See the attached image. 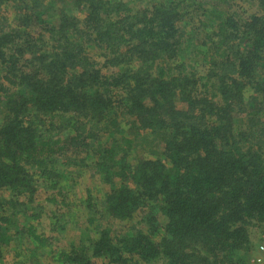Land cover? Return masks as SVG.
<instances>
[{"label": "trees", "instance_id": "trees-1", "mask_svg": "<svg viewBox=\"0 0 264 264\" xmlns=\"http://www.w3.org/2000/svg\"><path fill=\"white\" fill-rule=\"evenodd\" d=\"M211 1L219 31L199 77L179 62L183 0L137 13L110 0H18L14 25L0 13V191L34 199L39 181L55 190V156L92 147V167L111 186L106 215L122 222L146 216L127 234L102 227L84 246L62 252L63 264H248L250 226L264 224V0ZM238 2L257 12L232 11ZM88 47L102 50V64ZM115 68L122 71L103 73ZM32 114L73 119V134L54 148ZM121 119L133 139L121 133ZM140 131L162 135L164 160L129 159ZM101 134L112 146H91ZM10 206L0 200V260L21 230ZM156 208L165 219L159 227ZM59 223L53 230L65 229ZM29 227L46 247L49 239Z\"/></svg>", "mask_w": 264, "mask_h": 264}, {"label": "rangeland", "instance_id": "rangeland-1", "mask_svg": "<svg viewBox=\"0 0 264 264\" xmlns=\"http://www.w3.org/2000/svg\"><path fill=\"white\" fill-rule=\"evenodd\" d=\"M110 1L113 3L124 2L134 13L151 9L153 5L162 2H171V0ZM17 2L18 0H8L0 11L13 25L17 23L15 21ZM183 2L185 4L182 6V13L185 15L183 22L179 26L182 30L184 44L183 52L179 56V62H184L188 72L199 77L207 72V56L210 54L213 44L216 43L214 34L219 31L220 17L218 16V11L216 13V9L213 8V1L211 0H183ZM56 6L58 8L65 7L66 9L62 10L69 15L74 14V16L76 15L81 19L85 16L83 12L77 13L71 9L68 3H60L56 4ZM56 6L55 9L57 8ZM233 6L232 11H237L242 16L257 12V8L252 3L238 2ZM221 10L224 11V8H221ZM224 13H227L226 7ZM50 15L49 19L53 26H58L60 21L56 12L52 11ZM35 29L44 34L42 37V39H45L44 41L50 38L49 33L45 32L44 26L40 27V25H37ZM78 41L81 40L78 39ZM87 54L97 62L103 63L102 50L88 47ZM164 62L165 60L161 59V63ZM120 71H122L120 68L104 69L103 73L111 75ZM13 92L17 93L19 90L14 89ZM248 94H252V91L248 90ZM4 115V102L0 99V122ZM32 116L40 137L42 139L51 138L54 145H56L54 148L64 145L63 141L73 134V119L65 117L52 120L48 116L37 114H32ZM120 129L122 134L131 139L134 138V131L130 129L126 120L121 119ZM140 133V138L137 139L134 148L129 152V159L135 160L138 157H143L164 160L162 135L154 134L150 131H140ZM95 141H90L91 146H112L111 139L109 140L105 134H101L99 139ZM80 150L79 155H74L71 151H63V153L55 156L58 170L61 174L55 190L49 189L48 184H43L42 181H39L34 199H30L28 195L16 196L8 190L0 191V200L6 202L14 201L15 206L9 207L8 215L19 222L21 228L16 241L4 248V256L0 260V264H63L59 260V255L62 252L69 251L72 246H84L90 239L95 238L102 227L112 228L120 234H127L132 232L131 230L137 226L140 219L146 217L145 213L140 212L133 221L122 222L106 215L104 212V194L111 186L107 185L104 177L92 167L94 160L90 159V157L94 155V149L90 147L89 150ZM122 153L120 152L119 154ZM36 178L39 179L38 176ZM114 184L116 187L120 186L117 180ZM88 201L91 206H88ZM18 211H20V214L17 217L13 216ZM154 214L158 227L164 224L165 219L158 208L154 210ZM39 215H41L40 218L38 217ZM56 220L60 222L59 226L65 227L64 230H53ZM253 224L250 226V232L254 250L249 255L248 264H253V258L256 256L255 250L257 251L256 244L259 243L261 238L260 228L264 225ZM29 226L34 228L33 231L35 230L34 232L43 236V238L49 239V244L46 247L41 246L29 233ZM12 230L17 229L14 226ZM161 231L163 232L159 228V233ZM251 255L253 256L251 257Z\"/></svg>", "mask_w": 264, "mask_h": 264}, {"label": "built area", "instance_id": "built-area-1", "mask_svg": "<svg viewBox=\"0 0 264 264\" xmlns=\"http://www.w3.org/2000/svg\"><path fill=\"white\" fill-rule=\"evenodd\" d=\"M260 235L259 243L256 244L257 251L255 250L256 256L253 258V264H264V225L260 228Z\"/></svg>", "mask_w": 264, "mask_h": 264}, {"label": "crops", "instance_id": "crops-1", "mask_svg": "<svg viewBox=\"0 0 264 264\" xmlns=\"http://www.w3.org/2000/svg\"><path fill=\"white\" fill-rule=\"evenodd\" d=\"M253 255H251V257H252Z\"/></svg>", "mask_w": 264, "mask_h": 264}]
</instances>
